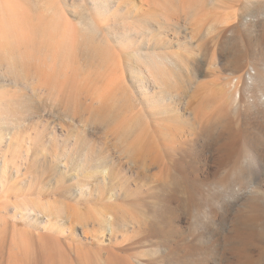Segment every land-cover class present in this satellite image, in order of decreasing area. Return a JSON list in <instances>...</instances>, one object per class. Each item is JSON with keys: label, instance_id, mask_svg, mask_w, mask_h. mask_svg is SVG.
<instances>
[{"label": "rangeland", "instance_id": "1", "mask_svg": "<svg viewBox=\"0 0 264 264\" xmlns=\"http://www.w3.org/2000/svg\"><path fill=\"white\" fill-rule=\"evenodd\" d=\"M0 6V264H264V0ZM54 18L94 54L26 67L20 38Z\"/></svg>", "mask_w": 264, "mask_h": 264}, {"label": "bare ground", "instance_id": "2", "mask_svg": "<svg viewBox=\"0 0 264 264\" xmlns=\"http://www.w3.org/2000/svg\"><path fill=\"white\" fill-rule=\"evenodd\" d=\"M4 1V0H3ZM1 2H2V0H0V4H1ZM3 5V4H2ZM0 7H2V6H0ZM4 8V7H3ZM256 10H257V13L258 14H260V12H261V8H256ZM83 19V18H82ZM81 19V20H82ZM81 22H84V20H82ZM85 23V22H84ZM91 23V22H90ZM82 24V23H81ZM263 24H264V22H263ZM85 25V24H84ZM84 25H82V26H84ZM91 25H92V23H91ZM90 25V26H91ZM93 26V25H92ZM239 27H240V25H239ZM39 33L40 34H42V36H38V37H36L37 39H32V38H20V53H28V54H30V56L26 59V62H25V64H26V67H29L30 66V64H32L31 62H32V60L34 61V62H36V60H37V58H41V57H43L44 55H45V53L46 52H48V50L50 49V47H54V49H55V51H57V53L58 54H62V56L63 57H65V58H71L72 56H73V53H75L76 52V49H77V47L79 46H82L81 48H83L82 49V52H83V55H87V56H92L93 54H94V49L93 48H90L88 45H83V42L84 41H77L73 36H69V35H67L66 37H61L60 39H59V41H58V37H57V33H58V24H57V20L54 18V19H52V21H49L48 23H40V25H39ZM83 29H85V28H83ZM46 30H49L50 32H51V36H49V37H47L46 35H45V31ZM93 32V31H92ZM44 33V34H43ZM87 33V32H86ZM87 35H88V33H87ZM92 35V34H91ZM90 37V36H89ZM88 38V37H87ZM12 40H13V38H12ZM11 39H9V38H7V37H1L0 38V53H3L4 52V50L6 49V47L5 46H13L14 45V43H13V41H12ZM18 40V39H17ZM91 40V39H90ZM101 41H104V40H101ZM107 42V41H106ZM16 45V44H15ZM91 45V44H90ZM93 46V45H92ZM98 46V48L100 47L99 46V44L97 45ZM24 47H26V49L24 50V51H22V49L24 48ZM95 51H96V49H95ZM100 51V50H99ZM7 52V51H6ZM66 53H69V56H65V54ZM56 54V53H55ZM102 54V53H101ZM4 55V54H3ZM2 57V56H1ZM48 58V57H47ZM50 58V57H49ZM84 59V58H83ZM1 60H2V58H1ZM0 60V75H3V74H8V73H10V72H8V73H6V71L5 70H8V66H7V68H5L4 67V64H3V62ZM119 60L121 61V59L119 58ZM118 62V60H117V62H118V64H117V66L119 67V71H120V73H121V75H122V81L123 82H125V78H124V74H125V71L127 70V69H130V71L132 72V73H139V70H137L136 71V69L132 66V65H126L125 66V64H124V62ZM38 62V61H37ZM116 62V61H115ZM11 63V62H10ZM239 63V62H238ZM14 64V63H13ZM39 64V63H38ZM46 64V63H45ZM49 64V63H48ZM239 65H240V63H239ZM11 66V65H10ZM41 66H42V64H41ZM40 66V67H41ZM50 66V65H49ZM13 67V66H12ZM47 67V66H46ZM14 68V67H13ZM43 68V67H42ZM9 70H10V68H9ZM14 71H15V69H13ZM13 70H11V71H13ZM40 70V69H39ZM43 70H44V68H43ZM42 70V71H43ZM47 70H48V68H47ZM260 70V69H259ZM19 71V70H18ZM57 71V70H56ZM261 71H262V69H261ZM20 72H24V71H20ZM27 71L25 70V73H23V74H26V76H27V73H26ZM44 73H46V77L44 76L43 77V79H39V78H41V77H38V80H40V82H43L45 85H48V86H53L54 84H55V82H56V73L54 72V71H43ZM141 72V71H140ZM258 71H257V69H256V72L254 73V76H253V73H252V75H250L249 73V76H250V80H253L254 78H256L258 75L257 74H262V76H263V72L262 73H257ZM13 73V72H12ZM11 73V74H12ZM18 73V72H17ZM38 73H41L42 74V72H38ZM43 73V74H44ZM15 74V73H14ZM14 74H12V75H14ZM12 75H10V76H12ZM16 76H17V78L19 77V74L17 75V74H15ZM14 75V76H15ZM256 75V76H255ZM13 76V77H14ZM23 76V75H22ZM146 77V76H145ZM241 77V76H240ZM240 77H239V79H240ZM259 77V76H258ZM257 77V78H258ZM264 77V76H263ZM263 77H261V78H263ZM19 78H21V76L19 77ZM25 78V77H24ZM260 78V79H261ZM14 79L16 80V78L14 77ZM22 79H23V77H22ZM21 79V80H22ZM27 79V80H26ZM26 79H23V80H26V81H24V84L25 85H27V83H28V81H29V78L28 77H26ZM18 80V79H17ZM22 80V81H23ZM36 79H33V82L35 81ZM263 79H261V80H259V81H262ZM20 81V80H19ZM159 81H161V83L164 85L163 86V88H165L164 90H167V88H168V85H167V83H166V80H165V78L164 77H162V79H160ZM258 81V82H259ZM255 82V81H254ZM257 82V83H258ZM1 83L2 82H0V85H1ZM20 83H22V82H20ZM248 83V82H247ZM260 83V82H259ZM22 86V85H21ZM24 86V85H23ZM247 86V85H246ZM251 86V85H250ZM249 86V87H250ZM54 87V86H53ZM74 88V87H73ZM246 88V87H245ZM252 89V88H251ZM248 90H249V88H248ZM71 92H72V90H71ZM74 92V91H73ZM23 93V92H22ZM163 93H167V91H164ZM69 94H71L70 92H69ZM80 94V93H79ZM72 95V94H71ZM22 97V96H21ZM112 97V96H111ZM116 97H118L117 95H116ZM25 98V99H24ZM21 99V98H20ZM19 99V100H20ZM23 100H20V102L19 101H17V102H19L20 104H17L16 105V103H15V108H14V110H13V112L11 113V114H13V118H15V119H13V118H11L12 119V121H13V123L15 122L14 120H16L17 122H18V120L20 121V124H23V122L24 121H26V119H27V117H28V112H29V110H30V108H29V100H31V99H29V98H27L26 96H23V98H22ZM259 100V99H258ZM120 101H125V100H119V102H118V104H120L121 102ZM148 101V100H147ZM67 102V101H66ZM68 102H69V98H68ZM144 102H145V100H144ZM70 103V102H69ZM143 103V102H142ZM63 104V103H62ZM68 104V103H67ZM121 104H123V103H121ZM64 105V104H63ZM69 105H70V107H72V105L71 104H68V106L67 105H65V106H67V108L69 107ZM123 106H124V104H123ZM66 108V107H65ZM12 109H13V107H12ZM11 109V110H12ZM39 109V108H38ZM71 109V108H70ZM70 109H69V111L68 112H70ZM74 109V108H73ZM66 110V109H65ZM68 110V109H67ZM72 110V109H71ZM73 111H75V110H73ZM111 111V110H110ZM38 112V111H37ZM40 112V111H39ZM100 112H102V111H100ZM115 112V111H114ZM5 113H7V111L5 112ZM63 113V112H62ZM65 113H66V115H67V117H72L71 119L74 121V122H77V123H81L82 121L81 120H79L77 117V115H76V113L75 112H73L74 113V115H69L66 111H65ZM37 114V113H36ZM114 114V113H113ZM166 113L165 112H163V113H159V115H161V116H164ZM97 115V117L98 118H96V122L98 121V122H102V123H104V122H106L107 120H110V115H112V112L110 113V115H108V114H103L102 115V113H99V116H98V114H96ZM11 116V115H10ZM30 117H31V115H29ZM95 116V115H94ZM154 116V115H153ZM66 117V118H67ZM6 119V118H5ZM4 119V120H5ZM9 120V119H8ZM7 121V120H6ZM11 121V122H12ZM16 123V122H15ZM19 123V122H18ZM18 123H16V124H18ZM25 123V122H24ZM6 124V123H5ZM4 125V124H3ZM19 125V124H18ZM157 129V128H156ZM155 129V130H156ZM52 143L53 144H56V140H55V138L52 140ZM27 208V207H26ZM29 208V207H28ZM25 209V208H24ZM27 210V209H26ZM28 210H34L33 208H31V209H28ZM28 212V211H27ZM117 218H119V217H117ZM119 219H121V218H119ZM107 226H109V228H112V226L114 225V223L116 222V218L115 217H112V216H110L109 217V219L107 218ZM121 220H124L123 218L121 219ZM118 221V220H117ZM124 221H126V220H124ZM120 223H123V221H120ZM99 226V225H98ZM59 228H61V227H59Z\"/></svg>", "mask_w": 264, "mask_h": 264}]
</instances>
